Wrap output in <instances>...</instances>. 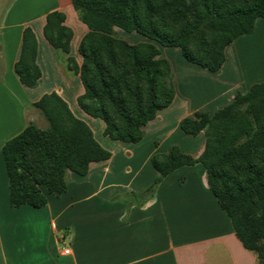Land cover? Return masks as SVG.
Returning <instances> with one entry per match:
<instances>
[{"label": "trees", "instance_id": "obj_1", "mask_svg": "<svg viewBox=\"0 0 264 264\" xmlns=\"http://www.w3.org/2000/svg\"><path fill=\"white\" fill-rule=\"evenodd\" d=\"M71 5L88 29L77 49L81 64L67 57V69L83 87L77 104L103 122L105 137L124 143L139 142L142 128L173 101L171 66L159 46L177 48L188 63L216 73L225 48L251 34L257 19L264 21V0H71ZM64 22L62 12L48 13L43 36L68 55L73 33ZM115 29L149 41L128 43ZM36 56L35 35L26 27L14 71L27 88L41 78ZM33 106L47 127L28 123L1 149L12 208L45 206L43 189L58 197L66 191L68 172L85 176L91 163L111 156L55 92ZM179 127L190 136L203 133L204 149L196 158L177 146L154 154L150 162L157 177L147 191L173 171L201 164L237 239L264 263V81L212 114L182 119Z\"/></svg>", "mask_w": 264, "mask_h": 264}, {"label": "crops", "instance_id": "obj_2", "mask_svg": "<svg viewBox=\"0 0 264 264\" xmlns=\"http://www.w3.org/2000/svg\"><path fill=\"white\" fill-rule=\"evenodd\" d=\"M53 11L62 12L65 26L72 30L68 55L55 51L43 36L45 17ZM26 27L35 35L41 71L34 88L23 86L14 71ZM87 31L71 0H0V264H264L237 239L208 189L201 164L181 167L147 191L157 177L149 166L154 154H166L177 146L196 158L204 149L203 133H183L182 119L196 112L212 114L231 103L237 93L264 81V21L257 19L251 34L225 48V61L216 73L182 57L181 83L177 84L170 65L173 101L142 128L137 143L105 137L103 122L77 104L83 87L78 74L67 69V57L81 64L77 49ZM52 92L90 127L111 156L91 163L85 176L68 172L67 188L60 196L43 190L45 206L12 208L2 146L32 123L27 116L30 111L41 115L33 104ZM46 127L47 122L39 128ZM162 131L177 140L164 147L158 141ZM147 139L155 147L147 151L139 167L132 162ZM142 167L146 175L141 177Z\"/></svg>", "mask_w": 264, "mask_h": 264}, {"label": "rangeland", "instance_id": "obj_3", "mask_svg": "<svg viewBox=\"0 0 264 264\" xmlns=\"http://www.w3.org/2000/svg\"><path fill=\"white\" fill-rule=\"evenodd\" d=\"M115 32H116V35L118 37L124 39L125 41H127L128 43H131V44L139 43V42H143V41H149L148 39L144 38L143 36H141L135 32L126 33L120 29H115ZM159 49H160L162 57L166 58L169 61L170 65L174 68V70L176 72L175 78H174L175 83H177V84L181 83V73H179L181 69L179 67V64L181 62L182 56H181L179 49L169 48V47H161V46H159ZM27 116L32 121V123L37 127H44L46 124L42 115H40L36 111H30L27 114ZM167 132H168V130H167ZM173 140H177V137L176 138L175 137L169 138L166 135L165 131L160 132V134L158 136V141L160 143H162L164 147H167V145H170L171 142H173ZM154 145H155L154 143H151V141H149L147 139V142L143 143V145H140V147L138 148V152L136 154L137 158H135L132 163L134 164V162H135V164L137 163L136 165H138V166L140 165L139 167H141L142 166L141 163L144 160L143 158L145 157L147 151H149L150 148L151 149L154 148L155 147ZM110 149L112 151L116 152L114 147H110ZM116 154H117L116 160L120 161L122 156H120L118 151ZM149 166L152 167L151 162H149ZM142 170H143V172L141 174V177L146 175V169H143V167H142Z\"/></svg>", "mask_w": 264, "mask_h": 264}, {"label": "built area", "instance_id": "obj_4", "mask_svg": "<svg viewBox=\"0 0 264 264\" xmlns=\"http://www.w3.org/2000/svg\"><path fill=\"white\" fill-rule=\"evenodd\" d=\"M63 253H64V254H67V253H68V250H63Z\"/></svg>", "mask_w": 264, "mask_h": 264}]
</instances>
